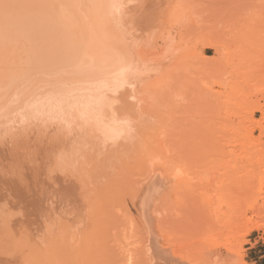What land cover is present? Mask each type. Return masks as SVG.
Returning <instances> with one entry per match:
<instances>
[{
	"label": "bare ground",
	"instance_id": "1",
	"mask_svg": "<svg viewBox=\"0 0 264 264\" xmlns=\"http://www.w3.org/2000/svg\"><path fill=\"white\" fill-rule=\"evenodd\" d=\"M119 2L0 0V204L3 201L6 209L3 222L8 232L3 233H9L10 240L12 234L19 249L18 263L11 254L3 257V238L0 248L6 247V260L0 257V264H20L28 257V264H147L148 255V263L154 264V243L164 241L157 227L158 204L162 206L165 197L178 199V191H173L180 176L175 178L178 183L172 176L168 179L165 171L173 175L176 168L172 173L169 169L174 167L160 164L171 160L166 127H142L140 113L126 97L132 92L123 89L145 95L152 86L161 87L162 77L170 73L167 67L161 71V65L168 53L172 57L178 46L182 48L183 40L170 48L172 39L166 37L168 47L165 42L160 50L156 41H164L165 33L157 39L156 29L143 35L147 41L139 39L144 48L134 47L136 40L130 42L126 30L131 15L120 17L126 3L123 0L119 8ZM185 5H180L181 11H191L193 4ZM172 12H164L169 19L168 24L161 21L162 28L175 30L183 19L176 17L177 22ZM184 25L181 29L187 32L189 25ZM168 48L176 49L175 54ZM147 55L152 58L146 60ZM253 227L260 228L258 223ZM172 252H163L161 261L167 264V256L171 264H190ZM226 261L221 257L219 264Z\"/></svg>",
	"mask_w": 264,
	"mask_h": 264
},
{
	"label": "rangeland",
	"instance_id": "2",
	"mask_svg": "<svg viewBox=\"0 0 264 264\" xmlns=\"http://www.w3.org/2000/svg\"><path fill=\"white\" fill-rule=\"evenodd\" d=\"M119 1L120 8L123 0ZM124 1L127 5L125 4V10L122 11L124 14L121 12L124 6L119 9L120 15H123L120 17L128 18L127 15H131L134 18L131 19L132 23L136 21L133 25L139 24L134 31L135 28L129 23L131 16L128 18V24L124 20V26L125 22L126 26H130L126 27L129 41L134 44L132 40H136L134 47L142 48L139 39L147 41L146 33L150 31L154 34L156 29L159 33H155V38L158 34L165 33L163 40L166 37L165 40L172 39L170 48H175L182 40V48L184 47L182 49L178 46L180 50L177 49L176 54V49L168 48L174 52V58L170 57L171 53L167 52L170 54L168 56L165 52L164 56L167 55L168 58L165 57L161 71H167L169 68L171 74L167 72L169 75L166 73L168 77L165 80L166 77H162L161 87L158 84L159 88L152 86L150 89H153L145 95L137 91L138 89L131 90V87L123 89L132 92L126 93V97L129 98L134 111L140 113L142 127H166L164 136L171 160L160 162L162 168L174 167H167L172 169V173L176 168L175 175L182 172L174 176L167 173L168 170L165 171L169 175L165 176L168 179L172 176V181H176L175 178L180 176V182L176 181L178 189L176 186L173 191H178L179 195L177 200L171 198L165 201L166 197L162 198V206L161 203L158 204L161 215L157 227L161 229L164 241L163 238L160 244L155 241L157 251H153L154 257L151 255L153 258H150L154 259L156 264L157 258L161 257L159 262L163 258L162 255L165 258L163 252L173 251L172 253L182 260H190V264H219L221 257H226V264H264V135L260 136L264 130V0H180V3L178 0V3H175L176 0H166L170 2V6H167L165 0L161 3L162 6L159 5L161 0H147L148 3L145 0ZM182 3L189 6L192 3L193 6L188 8L191 11L194 8V11H181ZM136 5H141L143 10H137L139 6ZM161 7L169 9H161L164 12L169 13L172 10L174 14H171L175 17L172 18L176 21V17L183 18L185 24L189 25L186 26L188 31L181 29L184 25L182 20L180 21L183 23L177 21L180 24H176L175 30L169 29V26L167 28L166 25L162 28L163 23L168 24L169 15L164 12L160 14ZM158 16L163 19L158 20ZM158 21L160 22L157 23ZM166 31L171 34L168 33L167 36ZM131 33L138 37L132 36ZM144 34L146 35L143 36ZM165 40L159 38L158 42L156 41L160 50L164 48ZM151 58V55H147L146 60ZM174 62H178V66ZM150 78L154 79V76ZM158 89L160 90L157 92ZM138 93H141L142 99ZM143 106L145 110H142ZM185 182L188 187L192 186L189 187L190 190L186 188ZM171 187L172 185V191ZM157 195L154 196L155 201ZM155 201L154 205L157 203ZM0 211L2 223L6 212L3 201ZM1 223L0 243L4 238L3 244L5 243L7 248L2 245L6 248V253L3 255V248H0V257L3 255L9 258L11 254L10 258L14 262L9 263H18L19 249L15 250L14 247L17 242L13 245L15 239L13 240L10 234V240L9 233H3L8 231L4 222ZM253 223H258L260 228H254ZM16 235L13 234V237ZM18 237L19 235L17 240L21 238ZM163 242L171 247L165 248ZM22 258L20 260H24V257ZM146 258L152 263L151 259H148L149 255ZM28 259L31 258L25 259L27 262H21L28 264ZM170 259L166 256L167 264L173 262ZM32 262L35 263L33 260L30 264H33ZM160 263L166 264L162 261Z\"/></svg>",
	"mask_w": 264,
	"mask_h": 264
}]
</instances>
